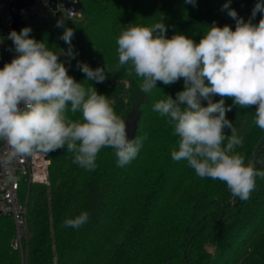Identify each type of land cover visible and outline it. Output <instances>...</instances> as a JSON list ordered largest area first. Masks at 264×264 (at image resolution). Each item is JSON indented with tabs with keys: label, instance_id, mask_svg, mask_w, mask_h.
Listing matches in <instances>:
<instances>
[{
	"label": "trees",
	"instance_id": "trees-1",
	"mask_svg": "<svg viewBox=\"0 0 264 264\" xmlns=\"http://www.w3.org/2000/svg\"><path fill=\"white\" fill-rule=\"evenodd\" d=\"M227 0H81L80 19L53 16L30 27V36L45 41L54 51L68 45L60 39L64 28L74 30V59L60 55L68 74L85 88L93 86L108 96L117 115L125 119L129 139L144 137L137 157L124 167L110 147L99 152L95 170L73 163L65 149L48 153L47 183L25 184L28 194L27 246L23 254L11 247L15 225L0 216V264H264V178L246 201L234 197L226 183L200 178L184 160L171 157L178 137L167 117L153 111L165 96L176 98L184 81L157 82L151 93L140 90L141 78L118 65L117 38L129 24L150 26L161 18L171 37L182 33L199 42L215 22L235 29V21L222 10ZM257 0H231L230 7L247 21ZM257 13L253 23H258ZM12 58L16 55L9 45ZM104 67L103 83L87 80L77 62ZM207 83V82H206ZM214 96L213 101H218ZM206 106L207 101H201ZM225 104L233 105L231 98ZM256 106L233 105L226 117L233 123L242 146L235 151L264 170V130L255 124ZM72 120L80 112H69ZM230 135V129H224ZM1 143V142H0ZM226 143V142H225ZM88 212L80 228L64 221Z\"/></svg>",
	"mask_w": 264,
	"mask_h": 264
},
{
	"label": "clouds",
	"instance_id": "clouds-1",
	"mask_svg": "<svg viewBox=\"0 0 264 264\" xmlns=\"http://www.w3.org/2000/svg\"><path fill=\"white\" fill-rule=\"evenodd\" d=\"M185 3L196 6V0ZM230 3L227 0L222 10L235 21V29L213 22L198 43L182 33L167 37L162 18L150 26L127 25L116 41L117 71L128 66V75L134 72L141 78L144 93L156 89L158 81L171 85L183 79V90L175 99L165 96L153 105L179 138L172 159L186 161L200 178L226 183L234 197L246 201L256 177L264 178V170H257L252 160L245 163L244 155L235 151L242 140L226 113L233 105L242 109L255 105L254 122L264 130V0H257L247 21ZM257 13L261 18L253 23ZM56 26L64 28L60 39L68 45L67 52H54L45 41L31 37L30 27L9 33L16 55L0 68V142L6 145L0 166L66 148L73 163L92 171L106 147L114 150L118 167L130 164L146 136L129 139L126 121L116 114L108 96L93 86L85 88L68 74L59 57L77 55L74 30L60 20ZM77 67L87 80L103 83L107 78L104 67L93 69L80 61ZM214 96L220 99L214 102ZM225 98L233 105L226 106ZM69 112H80L82 119L72 120ZM225 128L230 135H225ZM88 218L85 211L64 225L78 229Z\"/></svg>",
	"mask_w": 264,
	"mask_h": 264
},
{
	"label": "built area",
	"instance_id": "built-area-1",
	"mask_svg": "<svg viewBox=\"0 0 264 264\" xmlns=\"http://www.w3.org/2000/svg\"><path fill=\"white\" fill-rule=\"evenodd\" d=\"M18 0H0V68L12 60L9 52V33L14 28V16L11 5ZM83 15L81 0H34L29 7L21 11L24 27H32L40 21L58 16L66 19H80ZM6 145L0 143V153ZM51 160L45 154L17 159L10 167L0 166V216H9L15 225V236L11 247L23 254V239L28 229V192L22 197L23 185L47 183ZM9 175L15 179L9 180Z\"/></svg>",
	"mask_w": 264,
	"mask_h": 264
},
{
	"label": "water",
	"instance_id": "water-1",
	"mask_svg": "<svg viewBox=\"0 0 264 264\" xmlns=\"http://www.w3.org/2000/svg\"><path fill=\"white\" fill-rule=\"evenodd\" d=\"M34 0H18L12 3L11 11L14 16V28L13 30L19 32L22 28H24V23L21 20V11L25 7H29Z\"/></svg>",
	"mask_w": 264,
	"mask_h": 264
},
{
	"label": "rangeland",
	"instance_id": "rangeland-1",
	"mask_svg": "<svg viewBox=\"0 0 264 264\" xmlns=\"http://www.w3.org/2000/svg\"><path fill=\"white\" fill-rule=\"evenodd\" d=\"M23 245H26L27 246V238L26 237L23 239ZM22 264H24L23 258H22Z\"/></svg>",
	"mask_w": 264,
	"mask_h": 264
}]
</instances>
